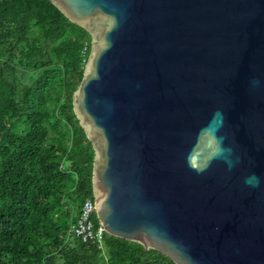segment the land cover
Returning <instances> with one entry per match:
<instances>
[{"label": "water", "instance_id": "obj_1", "mask_svg": "<svg viewBox=\"0 0 264 264\" xmlns=\"http://www.w3.org/2000/svg\"><path fill=\"white\" fill-rule=\"evenodd\" d=\"M50 1L91 37L72 107L106 232L264 264V0Z\"/></svg>", "mask_w": 264, "mask_h": 264}, {"label": "trees", "instance_id": "obj_2", "mask_svg": "<svg viewBox=\"0 0 264 264\" xmlns=\"http://www.w3.org/2000/svg\"><path fill=\"white\" fill-rule=\"evenodd\" d=\"M90 41L50 0H0V264H176L68 234L93 198L94 150L72 107Z\"/></svg>", "mask_w": 264, "mask_h": 264}, {"label": "built area", "instance_id": "obj_3", "mask_svg": "<svg viewBox=\"0 0 264 264\" xmlns=\"http://www.w3.org/2000/svg\"><path fill=\"white\" fill-rule=\"evenodd\" d=\"M96 205L93 198H86L80 207L79 214L68 230L69 235L80 238L84 242L101 243L107 233L103 225L94 221Z\"/></svg>", "mask_w": 264, "mask_h": 264}, {"label": "clouds", "instance_id": "obj_4", "mask_svg": "<svg viewBox=\"0 0 264 264\" xmlns=\"http://www.w3.org/2000/svg\"><path fill=\"white\" fill-rule=\"evenodd\" d=\"M217 116H220L221 114L219 112L216 113ZM246 184L251 185V186H258L259 184V179L255 175L249 177L245 181Z\"/></svg>", "mask_w": 264, "mask_h": 264}]
</instances>
